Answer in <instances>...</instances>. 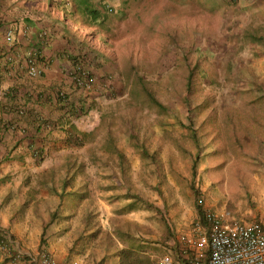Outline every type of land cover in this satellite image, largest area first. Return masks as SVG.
Returning a JSON list of instances; mask_svg holds the SVG:
<instances>
[{
  "label": "rangeland",
  "instance_id": "374dc122",
  "mask_svg": "<svg viewBox=\"0 0 264 264\" xmlns=\"http://www.w3.org/2000/svg\"><path fill=\"white\" fill-rule=\"evenodd\" d=\"M112 2L111 13L93 3L106 43L88 38L102 55H94L99 69L85 109L63 119L47 155H34L57 165L44 174L53 188L82 193L84 228H92L85 245L96 264H119L118 250L129 246L154 264L162 254L150 230L106 217L132 202L147 200L172 227L169 212L194 209L198 196L229 221L264 222V157L240 170L247 165L228 143H240V107L264 110V6L256 5L264 0ZM70 126L82 143L66 142ZM194 220L162 243L165 250Z\"/></svg>",
  "mask_w": 264,
  "mask_h": 264
},
{
  "label": "crops",
  "instance_id": "0c3cea01",
  "mask_svg": "<svg viewBox=\"0 0 264 264\" xmlns=\"http://www.w3.org/2000/svg\"><path fill=\"white\" fill-rule=\"evenodd\" d=\"M63 1L0 0V236L5 238L0 242V264H38L31 256L37 258L41 251L59 264H96L93 248L85 245L92 243L87 232L92 228H84L87 213L84 214L82 193L53 188L44 174L57 165L34 162V155H47L54 148L52 143L64 133L62 123L70 110L63 105L68 100L60 101L57 91L71 93L68 98L76 100L81 92L69 76L73 58L78 57L90 71L99 69L94 60V55L99 54H85L91 46L86 30L75 29L77 13L62 15ZM76 1H70L75 9ZM256 5L262 8L264 3ZM10 27L12 42L5 38ZM42 29L48 32V42L38 56L40 72L30 75L26 56ZM250 119L249 131L240 132V138L246 141L228 142L229 153H240V163L247 165L240 170L253 169L255 156L264 157V116L256 121ZM145 201L139 208H134L132 202L123 206V211H108L106 217L115 223L126 221L130 227L150 230L146 237L159 238L154 244L163 253L162 243L179 231L182 223L194 219L196 209L180 212L173 203L177 213L169 212L172 227Z\"/></svg>",
  "mask_w": 264,
  "mask_h": 264
},
{
  "label": "built area",
  "instance_id": "2783aa9c",
  "mask_svg": "<svg viewBox=\"0 0 264 264\" xmlns=\"http://www.w3.org/2000/svg\"><path fill=\"white\" fill-rule=\"evenodd\" d=\"M5 37L8 41L12 39V29L6 31ZM26 63L30 75L39 73L34 52L29 51ZM76 79L83 83L79 77ZM86 82L90 87L94 81L88 77ZM200 200L203 221L195 219L187 231L177 235L155 264H264V222L256 219L231 222L222 211L205 205L203 198ZM31 259L38 264H59L45 251Z\"/></svg>",
  "mask_w": 264,
  "mask_h": 264
},
{
  "label": "trees",
  "instance_id": "16d2710c",
  "mask_svg": "<svg viewBox=\"0 0 264 264\" xmlns=\"http://www.w3.org/2000/svg\"><path fill=\"white\" fill-rule=\"evenodd\" d=\"M66 0L61 2L60 4H65ZM76 8L72 7V4L70 5V13L71 14H76L78 15V19H75L74 17V25H75V29H83L86 30V38L88 39L89 36H91L92 38H96L99 40H103L105 43L106 41L103 39V35L102 33L97 29L96 25L93 24V22L99 17L98 14V8L93 6L92 2H90V0H78L76 1ZM175 24L173 23V26ZM69 29V28H68ZM74 29V30H75ZM48 42V39L46 41L42 40L40 38H37V40L35 41V44L32 47L31 52L35 53V58H36V63L39 62L38 56L40 55V53L42 52V49L45 47L46 43ZM89 50H87L85 52V54H89V53H94L95 54H99L97 48H95L94 46H89L88 48ZM99 55H102L101 53ZM87 57V56H86ZM91 57V55L89 56ZM27 58V56H26ZM73 69L70 70L69 72V76H71L72 82L74 83V86L76 89H81V92L79 95H77L78 99H71L68 98L71 96V93H64V92H60L57 91V98L62 101L64 98H66L68 100V103H63V105L65 107H67L70 110V113H73L74 111L79 112L82 109H85L86 107V102H85V98L84 96L86 95V93H82V91L85 92L86 89H88L89 87H87V80L88 77H92L93 81H95V78H97V74H95L93 71H90L89 69H87L84 65H81L82 63L80 62V59L78 57H74L73 58ZM90 62V60L88 61ZM109 75V74H108ZM189 76V75H188ZM77 77H79L83 83L79 84L77 82ZM189 81V79H188ZM104 84H106V82H103ZM75 89V91H76ZM144 92L146 93L148 99H152L153 101L159 103V101L157 100V98L155 96L152 95L151 90H149L145 85H144ZM66 100V102H67ZM250 100V99H249ZM259 98H254L253 100L250 101V103H255L256 101H258ZM63 102V101H62ZM21 111L23 112V110L21 109ZM260 116H264V110H259L258 112L255 111V109L252 108H244V107H240V132H246L249 131L250 129V122L249 121L250 118H253V120H257L258 117ZM251 120V119H250ZM65 137H66V142L68 143H82L83 139L81 135L78 134V131L76 129L75 126H70L69 128L65 129ZM241 135V134H240ZM76 141V142H75ZM245 137H241L240 138V143H244ZM38 156L41 158V152H38ZM246 158V157H245ZM244 159V158H243ZM243 159H241L243 161ZM67 184V182H66ZM202 196H198L195 200V209H196V217L195 219H199L203 221V205L200 199H202ZM229 212V210H228ZM239 219H234L231 220V222L234 221H238ZM258 220V219H256ZM4 237L0 236V242L4 241ZM21 255V254H20ZM117 255L119 257V264H154V259L150 257V255L144 251L139 250L136 247H123L120 248V250H118ZM97 264H102V262H97Z\"/></svg>",
  "mask_w": 264,
  "mask_h": 264
},
{
  "label": "clouds",
  "instance_id": "9594fccd",
  "mask_svg": "<svg viewBox=\"0 0 264 264\" xmlns=\"http://www.w3.org/2000/svg\"><path fill=\"white\" fill-rule=\"evenodd\" d=\"M70 1H71V0H66V3L64 4V8L61 9V10H62V15H64V13H66V12L70 13V12H69V11H70V5H71ZM90 2H92V4L94 3L96 6L103 7L107 13H111V12H113L114 9H115V5H114V3L112 2V0H90ZM60 5H61V4H60ZM96 6H95V7H96ZM8 29H12V28L10 27V28H8ZM8 29H7V30H8ZM7 30H6V31H7ZM6 31H5V33H6ZM37 35H38V38H40V39H42V40H45V39H46V41H47V39H48V32H47V30H45V29L40 30L39 33H38ZM5 38H6V37H5ZM7 41H8V40H7ZM12 41H13V29H12V39H11L10 41H8V42H12ZM31 50H32V49H30V51H31ZM28 53H29V52H28ZM28 53H27V55H28ZM39 72H40V69H39ZM37 74H38V73H37ZM93 83H94V82H93Z\"/></svg>",
  "mask_w": 264,
  "mask_h": 264
}]
</instances>
